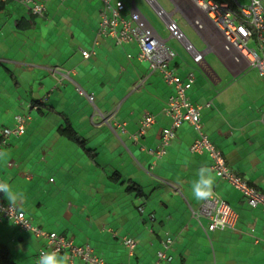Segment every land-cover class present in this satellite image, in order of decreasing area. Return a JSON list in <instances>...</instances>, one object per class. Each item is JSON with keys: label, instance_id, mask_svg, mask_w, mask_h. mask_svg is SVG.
Wrapping results in <instances>:
<instances>
[{"label": "crops", "instance_id": "crops-1", "mask_svg": "<svg viewBox=\"0 0 264 264\" xmlns=\"http://www.w3.org/2000/svg\"><path fill=\"white\" fill-rule=\"evenodd\" d=\"M120 1L125 20L175 50V73L194 75L188 98L202 107L204 133L228 168L264 194V79L256 70L247 87L248 68L215 51L194 63L180 53L179 42L170 44L173 38L147 0ZM187 6V17L202 20L203 34L174 14L187 21L205 50L206 35L217 32L196 7ZM101 9L98 0H49L34 16L15 0L0 2V130L13 127L16 115L29 117L24 134L1 151L0 178L22 196L15 205L32 225L89 245L110 264H153L167 237L173 243L166 264H264V212L212 170L213 193L237 213V221L232 229L206 231L208 221L197 215L204 200L195 199L192 186L201 168L211 169V159L190 151L193 127L176 128L164 155L147 152L161 148L162 130L170 126L164 109L173 88L147 63L126 58L137 53L135 41L116 45L97 35ZM84 50L90 57H82ZM146 115L154 122L136 140L132 135ZM2 201L9 204L5 193ZM9 222L0 218V234L8 233L3 231ZM17 230L34 250L18 262L37 264L46 240ZM124 238L136 242L131 257Z\"/></svg>", "mask_w": 264, "mask_h": 264}, {"label": "built area", "instance_id": "built-area-1", "mask_svg": "<svg viewBox=\"0 0 264 264\" xmlns=\"http://www.w3.org/2000/svg\"><path fill=\"white\" fill-rule=\"evenodd\" d=\"M7 0H0L6 2ZM21 4L30 14L41 15L49 0H15ZM64 2L66 0H59ZM102 9L97 27V35L110 37L116 45H122L135 41L138 51L136 54H126L127 59H136L145 62L150 71H158L163 81L173 88L165 103V113L170 117V126L162 130L161 148L158 150L148 149L147 152L159 157L166 153L174 137V130L182 124L187 123L196 132V138L190 145L192 153H206L211 159V170L216 177L225 181L234 189L238 190L251 207H260L264 212V194L249 185L243 178L233 173L226 165L221 152L210 142L203 131L201 122L202 107L190 102L188 92L194 84V75L189 74L180 77L171 66L176 52L166 44L161 37L151 31H146L142 27H135L122 17L125 9L124 2L120 0H98ZM173 6L170 13L154 0H147L149 5L155 10L156 15L164 23L165 29L174 40L179 42L184 50L191 56L194 63H201L207 52L215 51L223 53L237 65L245 68H254L264 79V0H250V5L245 8L238 4L237 0H168ZM196 7L206 16L208 21L217 32L216 35L207 34L206 39L210 42L206 49L199 51L185 37L180 30L178 23L174 20V13H181L194 29L200 34L204 33L205 27L199 16L187 17V4ZM240 7V10L237 9ZM249 43L255 46L249 47ZM82 57L88 58L90 51L81 52ZM80 94L82 91L78 90ZM89 101H93L92 96H88ZM208 106V104L206 105ZM33 109H39L38 104H33ZM28 116L16 115L13 127H4L0 130V152L8 144L10 137H19L24 134ZM264 121V116H263ZM154 118L146 115L139 129L132 135L134 139L142 137L146 130L153 124ZM52 181V180H50ZM0 182H3L0 178ZM0 192V218L11 221L20 231L31 232L38 238L46 240L47 249L39 251V256L43 251L59 250L66 252L70 257V264L76 260L84 264H110L104 259L95 255L89 245H76L72 239L58 235L54 232L47 233L41 228L32 225L26 218L24 212L18 207L4 204ZM198 216L204 217L208 221L206 231L232 229L237 221V213L216 194L204 200L197 212ZM257 241V239H256ZM173 238L167 237L161 242L162 248L156 253V260L153 264H166L169 260L167 251L171 248ZM123 244L128 250V255H133L136 242L133 238H124ZM129 264V263H119Z\"/></svg>", "mask_w": 264, "mask_h": 264}, {"label": "rangeland", "instance_id": "rangeland-1", "mask_svg": "<svg viewBox=\"0 0 264 264\" xmlns=\"http://www.w3.org/2000/svg\"><path fill=\"white\" fill-rule=\"evenodd\" d=\"M124 1H128V0H124ZM216 1H219V0H216ZM237 1H238V4L240 6L245 7V8H247L250 5V0H237ZM142 2L145 4L144 0H142ZM158 2L166 11H172L173 8H172V6L168 0H158ZM237 9L240 10V7H237ZM174 20L178 23V26H179L180 30L184 33L185 37L192 43V45L197 50L200 51V50L204 49L205 45H204L202 39L191 28V26L187 23V21H185V19H183L179 14H174ZM158 21H159V19H158ZM159 25H161V24H159ZM169 42H170V44L172 43L174 46H176L178 43L174 39H171ZM253 46H255L253 43H249V47H253ZM179 50H180V53H182V54L186 52L183 48L182 49L179 48ZM244 72H245V75H248V77H246V79H247V87H249L253 83V81H255V78L257 77V72H256V69H254V68H248ZM256 80H258V79H256ZM15 139H18V137H15V136L10 137V139L8 140V144H10V141L15 140ZM46 192H47L46 190L41 191V195L44 196ZM38 195L40 196V193ZM11 229H13L12 230L13 232H12V234H9L11 232ZM7 231H8L7 234H5V233L0 234V244L6 246L8 248V250L10 251V255L12 257L13 263L14 264H20V262H18V260H17V257L20 256L21 254H26V255L32 254L34 252V250L29 251V250H31V248L27 247L29 245L27 243V240H26V243H27L26 246H25V243H22L19 240V236L21 235V232H19L17 230V228L10 222H9V227L6 230H4L3 232H7ZM23 236L25 237L26 235H23Z\"/></svg>", "mask_w": 264, "mask_h": 264}, {"label": "clouds", "instance_id": "clouds-1", "mask_svg": "<svg viewBox=\"0 0 264 264\" xmlns=\"http://www.w3.org/2000/svg\"><path fill=\"white\" fill-rule=\"evenodd\" d=\"M5 153L0 152V158L4 157ZM199 178L192 186V192L196 200H207L211 198L213 187L215 185V178L211 169L204 167L199 170ZM0 192H4L9 204L14 205L22 196L15 192L11 185L7 182H0ZM4 211V209H0ZM37 264H70V257L67 253L61 255L59 250L43 251L37 260Z\"/></svg>", "mask_w": 264, "mask_h": 264}, {"label": "trees", "instance_id": "trees-1", "mask_svg": "<svg viewBox=\"0 0 264 264\" xmlns=\"http://www.w3.org/2000/svg\"><path fill=\"white\" fill-rule=\"evenodd\" d=\"M63 133L66 134L67 137L74 140L77 144L79 145L83 144L78 138L74 136V133L72 132V130L65 129ZM0 264H14L12 261V257L10 255V251L8 250L6 246L2 244H0Z\"/></svg>", "mask_w": 264, "mask_h": 264}]
</instances>
